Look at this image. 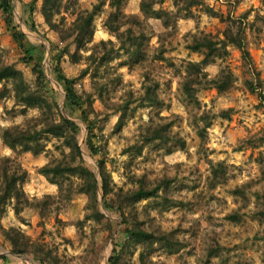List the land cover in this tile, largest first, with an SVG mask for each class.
I'll return each instance as SVG.
<instances>
[{
	"label": "rangeland",
	"instance_id": "obj_1",
	"mask_svg": "<svg viewBox=\"0 0 264 264\" xmlns=\"http://www.w3.org/2000/svg\"><path fill=\"white\" fill-rule=\"evenodd\" d=\"M11 1L13 24L26 34L25 43L35 49V59L31 64L21 61L23 50L0 10V63L15 64L35 86L37 77L33 65L39 63L45 72L42 89L55 103L53 119L59 121L63 114L79 126L83 159L97 177V207L106 218L101 222L87 219L92 212L89 196L75 192L63 202L52 199L46 216L37 209H27L22 216H17L10 206L0 220V226L19 228L34 242L45 243L60 257V264H110V257L115 250L122 251L127 239L125 217L111 203L116 201L118 204L120 189L132 191L141 184L142 178H146L150 186H163L159 196L126 206L125 215L149 230L173 232L186 244L173 254L156 245L150 256L152 261L157 264H264V100L252 93L246 84L251 75L241 51L234 46H229L227 53L218 50L217 54L222 58L216 56V62L206 68L210 79L216 78L225 68L234 71L238 80L227 92L219 93L205 84L196 85L197 101H193L183 88L188 75L187 63L200 62L204 58L203 53L188 48L193 35L222 37L227 26L221 17L206 13V7L210 6L223 14L225 20L229 15L247 16L248 46L260 73L264 93V0H203L207 6L194 9V18L178 21L174 18L168 26L164 25L165 20L145 17L141 13V0H129L124 11L140 14L143 19L142 26L134 27V31L138 36L145 33L148 37L143 44V57L122 51L118 58L100 67L96 76L97 64H93L90 74L79 79L78 90L84 96L92 95L93 100L87 121L80 110L67 104L65 86L57 79V46L65 44L47 23L42 13L43 0H39L34 9L30 7L32 0ZM99 1L81 0L80 8L90 10ZM159 8L177 11L174 0L157 5L156 9ZM73 9L63 11L67 26L75 19L71 15ZM112 11L106 5L96 17L94 40L96 43L113 41L119 47L121 41L105 27ZM55 19L59 22L61 16ZM71 49L76 50L75 46ZM90 53L83 51L85 56ZM60 65L68 77L77 78L89 62L84 59L75 63L65 56ZM102 84L105 87L103 99L97 88ZM5 85L12 89V80L0 84V90ZM148 87L156 90L160 104L145 98ZM126 104V112L115 111ZM23 109L16 103L13 92L0 101L2 126L40 130L44 126L43 119L52 117L47 110L31 108L24 112ZM230 109H233L230 119L222 118L223 112ZM152 120L156 123L173 121L172 130L186 141V148L182 149L175 142L144 141L142 135ZM206 121L212 124L202 139L199 131ZM91 125L94 142L101 147L98 155H94L87 145ZM41 142L45 151L35 155L14 152L0 139V153L14 158L28 171L24 188L32 200L60 194L59 185L42 174L41 169L49 163L70 162L72 158L71 155L66 157L71 149L64 137L45 134ZM102 159L110 175L106 196L99 163ZM60 181L64 184V194L73 188V184L82 183L80 177L73 175L62 177ZM233 214L238 221L230 218ZM216 249L219 251L217 256H210L209 253ZM141 251L142 245L131 250L126 247L122 264H142ZM0 255L9 258L8 262L0 260V264H46L28 256L31 261H24L13 254L2 230Z\"/></svg>",
	"mask_w": 264,
	"mask_h": 264
},
{
	"label": "trees",
	"instance_id": "obj_2",
	"mask_svg": "<svg viewBox=\"0 0 264 264\" xmlns=\"http://www.w3.org/2000/svg\"><path fill=\"white\" fill-rule=\"evenodd\" d=\"M38 1L32 0L30 7L34 9ZM80 1L43 0L42 13L49 26L59 33L61 42L65 44L63 47H60V45L57 46L59 53L56 55L57 66L55 71L57 73V79L65 86L67 104L75 110H80L83 118L87 121L93 109V100L92 95L84 96V94L80 93L77 88L79 79L90 74L93 64H97L94 73V76H96L100 67L118 58L117 56L122 51L126 53L132 52V56L134 57H143V44L148 37L145 33H141L138 36L134 31V27L140 28L142 26L143 19L140 14H128L124 11V6L129 0H100L90 10L80 8ZM166 1L141 0V13L148 18L153 17L165 20L164 25L168 26L174 18L176 21L180 18H194V9L207 6L203 0H174V6L177 9L176 12L165 8L156 9L157 5L162 6ZM106 5H109L113 11L105 21V27L121 41L119 47H116L113 41L102 40L96 43L94 40L96 17L103 12ZM72 8H74V11H71V15L75 16V19L71 25L67 26V18L63 15V11L69 12ZM0 10L4 14L8 27L12 30L14 39L20 44L23 50L24 55L21 61L25 64H31L35 59V49L26 45V34L19 31L13 24L12 1L0 0ZM205 11L211 16L221 17L227 26L222 37H214L209 34L193 35V41L188 45V48L193 52L203 53L204 58L200 62L190 61L187 63L186 70L188 75L183 83L185 94L193 101H197L196 85L205 84L209 88L217 89L219 93H224L231 89L238 80L232 69L225 68L216 78L210 79L206 68L216 62V56L222 58L221 54H217L218 50H224L227 53L228 47L234 46L241 51L242 58L249 68L251 77L246 80L248 88L252 93H257L264 100V93L262 91L263 82L248 46L247 16L236 18L235 16L229 15L228 19L225 20L223 14L220 15L210 6L206 7ZM56 16H61L59 22L56 21ZM126 27L127 29L124 30ZM129 42L131 46L128 45ZM91 45L92 47L90 48L89 46ZM72 46H75V51H72ZM109 46L111 47L109 48ZM83 51L91 53L85 56L83 55ZM65 56H69L75 63H79L84 59L89 62V66L82 71L81 77L71 78L67 76L60 65L62 58ZM39 66V63L33 65V73L37 77L35 86L27 81L24 72L18 69L15 64L0 63V84L9 80H12L13 84L12 89H9L5 85L0 90V101L7 98L13 92L16 103L24 107V112H27L31 108H38L42 111L45 110L44 112L47 110L52 114V117L49 116L43 119L42 124L44 126L40 130L23 129L21 127L8 128L3 127L0 123V139L14 152H31L39 155L45 151V146L41 142L42 136L52 134L56 137H64L66 145L71 149L70 154L66 157L69 158L71 155L72 158L70 162L59 161L57 164L49 163L41 169L42 174L59 185L60 194L57 196H47L43 200H32L24 188L29 176L28 171L20 163H17L14 158L4 156L0 153V220L7 214L10 206H13L17 216H22L27 209H37L40 214L46 216L52 199L53 201L56 200L59 202L69 200L73 193L76 192L85 193L89 196L91 203L89 208L92 209V212L87 216V219H94L97 222H101L106 217L97 207V177L93 169L88 167L83 159L78 138L79 126L75 121L67 118L63 114L60 115L61 118L59 121L53 119L55 103L47 98L45 91L42 89L44 87L41 84L45 80V72ZM97 88L100 91V98L103 99L104 85H99ZM145 98L151 103L157 102V104H160L158 103L160 99L156 94V90H153L152 87H148ZM127 109L128 106L126 104L124 106H118L115 108V111L122 110L126 112ZM232 111L233 109L224 111L222 118L230 119ZM204 120H206V117ZM211 124V122L206 121L203 128L199 131L202 139H205L207 130ZM173 125V121L156 123L152 120L151 125L142 135L143 140L148 143L158 141L162 144L175 142L182 149H185L186 141L173 132ZM89 133L87 145L94 155H98L101 147L97 146L94 142V128L92 125L89 126ZM137 151L140 153L142 148L140 147ZM172 151L173 149L170 150V152ZM99 163L103 179V190L106 196L110 188V175L106 171L105 160L102 159ZM219 165L222 166L221 163ZM67 175L80 177L82 183L78 186L73 184V188L64 194V184L60 181V178ZM140 182L141 184L132 191L124 192V190L120 189L118 192V204H116V201L111 203V206L115 207L125 217L127 227L124 231L127 234V239L124 246L121 247L122 251L115 250V254L110 257V264H122V254L126 247L131 250L134 246L142 245L143 251L140 253L141 263L157 264L150 257L156 245L171 254L181 251L186 246L185 243L175 237L173 232L149 230L142 227V223H135L125 215L126 212L124 209L126 206L130 207L138 201L157 197L163 188L161 184L156 186L148 185L146 178H142ZM230 218L238 221V217L234 214ZM82 224L83 221L80 222V225ZM0 230L3 231L5 238L10 243L13 254L33 257L37 261L46 264H60V257L54 255L53 251L45 243L34 242L23 230L15 227L4 228L1 226ZM218 252L216 249L209 254L210 256H217ZM2 259L8 262L9 258L6 255H0V260Z\"/></svg>",
	"mask_w": 264,
	"mask_h": 264
},
{
	"label": "water",
	"instance_id": "obj_3",
	"mask_svg": "<svg viewBox=\"0 0 264 264\" xmlns=\"http://www.w3.org/2000/svg\"><path fill=\"white\" fill-rule=\"evenodd\" d=\"M19 258L23 259L24 261H31L28 257L26 256H21V255H18Z\"/></svg>",
	"mask_w": 264,
	"mask_h": 264
}]
</instances>
